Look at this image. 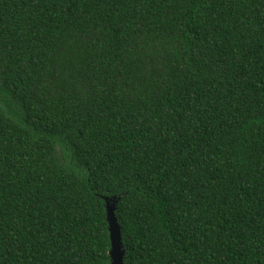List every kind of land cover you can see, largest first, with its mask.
<instances>
[{
	"label": "trees",
	"instance_id": "16d2710c",
	"mask_svg": "<svg viewBox=\"0 0 264 264\" xmlns=\"http://www.w3.org/2000/svg\"><path fill=\"white\" fill-rule=\"evenodd\" d=\"M264 264V0H0V264Z\"/></svg>",
	"mask_w": 264,
	"mask_h": 264
},
{
	"label": "water",
	"instance_id": "95a60500",
	"mask_svg": "<svg viewBox=\"0 0 264 264\" xmlns=\"http://www.w3.org/2000/svg\"><path fill=\"white\" fill-rule=\"evenodd\" d=\"M105 199L106 218L108 222L109 237H110V259L111 264H124V247L121 238V230L117 217L115 216V208L118 202V197L108 196Z\"/></svg>",
	"mask_w": 264,
	"mask_h": 264
}]
</instances>
